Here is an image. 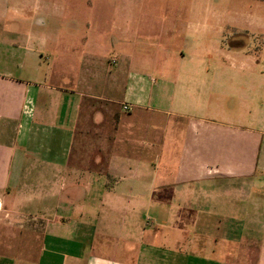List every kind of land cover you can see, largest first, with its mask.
<instances>
[{"label": "crops", "instance_id": "crops-1", "mask_svg": "<svg viewBox=\"0 0 264 264\" xmlns=\"http://www.w3.org/2000/svg\"><path fill=\"white\" fill-rule=\"evenodd\" d=\"M35 14L0 29V264H264L263 13L201 94Z\"/></svg>", "mask_w": 264, "mask_h": 264}, {"label": "rangeland", "instance_id": "rangeland-1", "mask_svg": "<svg viewBox=\"0 0 264 264\" xmlns=\"http://www.w3.org/2000/svg\"><path fill=\"white\" fill-rule=\"evenodd\" d=\"M258 1L261 0H23L24 6L19 7L16 0H8L1 7L7 17L0 18V29L15 27L19 18L15 11L37 12L36 20L45 22V26L54 25L67 36H77L72 38V46L81 45L86 37L97 40L103 51L97 56H103L111 70L115 65L112 61L120 59L118 47H135L133 69L141 72L148 88L157 89L164 80L179 77L188 81L185 86L181 84L185 90L190 87L201 94L210 81L193 85L185 77L205 80L223 70L239 73L237 69L229 70L226 56L237 49L238 42L247 43L240 36L244 23H258L260 11L264 15V3ZM47 12L64 16L53 21L44 15ZM22 16L24 21L16 27L29 28L33 17ZM263 44V37L250 36L251 48ZM144 50L148 66L141 64Z\"/></svg>", "mask_w": 264, "mask_h": 264}, {"label": "built area", "instance_id": "built-area-1", "mask_svg": "<svg viewBox=\"0 0 264 264\" xmlns=\"http://www.w3.org/2000/svg\"><path fill=\"white\" fill-rule=\"evenodd\" d=\"M123 108H124L125 111L130 110V107L128 105H124Z\"/></svg>", "mask_w": 264, "mask_h": 264}]
</instances>
